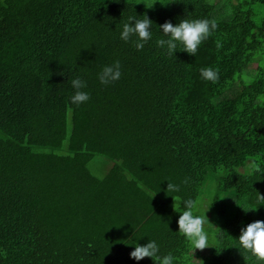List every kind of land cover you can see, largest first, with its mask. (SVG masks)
I'll return each instance as SVG.
<instances>
[{
    "label": "trees",
    "instance_id": "1",
    "mask_svg": "<svg viewBox=\"0 0 264 264\" xmlns=\"http://www.w3.org/2000/svg\"><path fill=\"white\" fill-rule=\"evenodd\" d=\"M226 1L229 18L210 0H0V264H156L129 257L147 239L175 264H264L236 240L264 221V67L239 80L264 44V0ZM143 14L153 35L137 50L119 31ZM182 18L217 27L169 55L158 26ZM114 60L121 77L101 85ZM178 197L205 212L209 246L192 254Z\"/></svg>",
    "mask_w": 264,
    "mask_h": 264
},
{
    "label": "clouds",
    "instance_id": "2",
    "mask_svg": "<svg viewBox=\"0 0 264 264\" xmlns=\"http://www.w3.org/2000/svg\"><path fill=\"white\" fill-rule=\"evenodd\" d=\"M131 22V23H130ZM153 22L143 14L142 18L128 16L126 22L121 25L119 39L124 42H131L135 49L140 50L144 44L152 38L151 26ZM162 37L155 40V44L165 50L169 55H173L178 46L190 55H194L200 43L207 39L212 31L217 27L214 19L182 18L175 24L165 21L159 26ZM219 47V44H217ZM202 79L215 82L218 78L217 71L212 67H202L200 69ZM121 77V65L119 60H114L111 64L103 65L97 73V79L101 85H108ZM73 93L69 97L72 104L80 105L89 99V93L85 91L86 82L79 76L70 81ZM180 186L167 181L166 190L169 193L179 192ZM178 206L182 203V210L176 220L177 231L189 242L191 254L195 249H203L209 246L208 234L204 231L205 212L196 215V204L191 199L177 198ZM252 208H248V210ZM240 248L250 252L258 260H264V221L255 220L247 223L239 230L236 237ZM134 247L129 252V257L136 261L144 257L150 258L156 264H175V257L171 253L159 254V245L155 240L147 239L144 244H133ZM193 256V255H192Z\"/></svg>",
    "mask_w": 264,
    "mask_h": 264
},
{
    "label": "rangeland",
    "instance_id": "3",
    "mask_svg": "<svg viewBox=\"0 0 264 264\" xmlns=\"http://www.w3.org/2000/svg\"><path fill=\"white\" fill-rule=\"evenodd\" d=\"M164 1L165 0H142V2L144 3V5L146 7H148L149 9H153V10L160 9L164 5ZM210 1L211 2L214 1V3H215V12L217 14L216 17H225V18L227 17V18H229L232 15L231 5L228 4V2L226 0H210ZM259 10L264 11V8L260 7ZM260 67H264V44L255 53L254 61L248 67V69L242 73L239 80L249 82L250 80H252L255 77L256 71ZM261 98H264V95H261ZM210 183H211V181L209 182V184ZM207 199H208V197L206 198L205 195H202L199 198L197 205L201 206L203 203V200H207ZM204 225H205V223H204ZM205 231H207V229H205Z\"/></svg>",
    "mask_w": 264,
    "mask_h": 264
}]
</instances>
